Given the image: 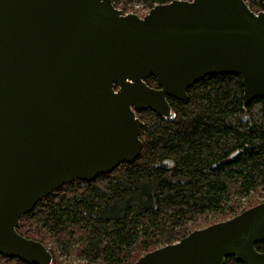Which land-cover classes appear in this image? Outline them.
Returning <instances> with one entry per match:
<instances>
[{
  "label": "water",
  "instance_id": "obj_1",
  "mask_svg": "<svg viewBox=\"0 0 264 264\" xmlns=\"http://www.w3.org/2000/svg\"><path fill=\"white\" fill-rule=\"evenodd\" d=\"M224 74L240 78L243 107L264 99V3L173 0L139 17L112 0H0V255L54 264L18 233L20 218L70 182L133 163L136 111L170 121L168 98ZM261 242L264 202L134 264H264Z\"/></svg>",
  "mask_w": 264,
  "mask_h": 264
},
{
  "label": "trees",
  "instance_id": "obj_2",
  "mask_svg": "<svg viewBox=\"0 0 264 264\" xmlns=\"http://www.w3.org/2000/svg\"><path fill=\"white\" fill-rule=\"evenodd\" d=\"M138 1L151 9L173 0ZM244 1L255 13L263 8L264 0ZM145 82L158 87L154 77ZM242 93L238 76H212L190 87L186 101L167 99L170 121L136 111L144 123L138 158L91 183L73 181L53 191L20 218L18 233L42 243L54 264L63 256L86 264H134L264 202L254 203L264 196V99L243 107ZM209 213L216 220L197 223ZM255 249L264 250V242ZM13 262L23 264L0 255V264ZM225 264L239 263L227 258Z\"/></svg>",
  "mask_w": 264,
  "mask_h": 264
},
{
  "label": "rangeland",
  "instance_id": "obj_3",
  "mask_svg": "<svg viewBox=\"0 0 264 264\" xmlns=\"http://www.w3.org/2000/svg\"><path fill=\"white\" fill-rule=\"evenodd\" d=\"M128 0H112L113 4L118 6L119 8H123L126 13L123 11L124 14L127 13H133L138 15L139 17H143L146 15L150 9H147V7L144 5V3L138 1V0H131V2H127ZM261 11V10H260ZM257 13V12H256ZM263 193V192H262ZM264 201V196L258 195L254 199V203ZM245 205V202L243 203V206ZM197 223L204 225L205 223H208L210 221L216 220L213 218V215L211 213L205 214L203 217L196 219ZM205 221V223H203ZM61 260H63L62 264H86L84 260H78L75 259L73 256L69 257H61ZM12 264H17L16 262H13Z\"/></svg>",
  "mask_w": 264,
  "mask_h": 264
},
{
  "label": "flooded vegetation",
  "instance_id": "obj_4",
  "mask_svg": "<svg viewBox=\"0 0 264 264\" xmlns=\"http://www.w3.org/2000/svg\"><path fill=\"white\" fill-rule=\"evenodd\" d=\"M208 77H212V76H208ZM208 77H206V78H208ZM204 79H205V78H204ZM204 79H202V80H204ZM202 80H201V81H202ZM155 88H157V87H155ZM236 154H237V153H236ZM236 154H235V155H236ZM256 251H258V250H256ZM258 252L261 253V252H264V250H262V251H258ZM226 259H227V258H226ZM226 259H225V262H226ZM16 260H17V259H16ZM18 261H19V260H18ZM20 262H21V261H20ZM21 263H23V262H21ZM23 264H25V263H23ZM239 264H240V263H239Z\"/></svg>",
  "mask_w": 264,
  "mask_h": 264
},
{
  "label": "built area",
  "instance_id": "obj_5",
  "mask_svg": "<svg viewBox=\"0 0 264 264\" xmlns=\"http://www.w3.org/2000/svg\"><path fill=\"white\" fill-rule=\"evenodd\" d=\"M118 9V8H117Z\"/></svg>",
  "mask_w": 264,
  "mask_h": 264
}]
</instances>
